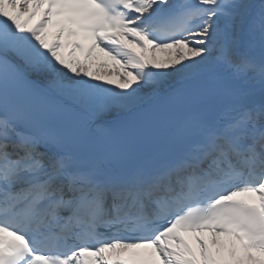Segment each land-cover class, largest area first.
I'll use <instances>...</instances> for the list:
<instances>
[{"label":"snow or ice","instance_id":"6c2138e0","mask_svg":"<svg viewBox=\"0 0 264 264\" xmlns=\"http://www.w3.org/2000/svg\"><path fill=\"white\" fill-rule=\"evenodd\" d=\"M0 264H264V0H0Z\"/></svg>","mask_w":264,"mask_h":264},{"label":"bare ground","instance_id":"6f19581e","mask_svg":"<svg viewBox=\"0 0 264 264\" xmlns=\"http://www.w3.org/2000/svg\"><path fill=\"white\" fill-rule=\"evenodd\" d=\"M110 117H112V116L110 115L108 118H110Z\"/></svg>","mask_w":264,"mask_h":264}]
</instances>
